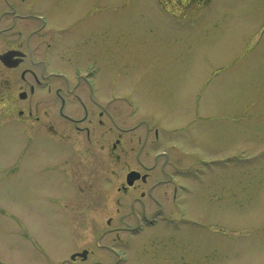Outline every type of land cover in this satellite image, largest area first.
<instances>
[{"label": "rangeland", "instance_id": "rangeland-1", "mask_svg": "<svg viewBox=\"0 0 264 264\" xmlns=\"http://www.w3.org/2000/svg\"><path fill=\"white\" fill-rule=\"evenodd\" d=\"M196 1L25 0L50 17L51 65L61 50L95 63L100 91L82 124L89 139L38 105L65 145L37 124L29 136L0 99V264H72L82 250L77 264H264V0ZM155 152L167 159L153 180L160 168L173 175L156 201L173 216L170 204L184 202L193 223L129 237L119 228L135 226L142 203L147 214L155 205L143 198L132 212L139 193L121 199L115 189L124 166L151 167Z\"/></svg>", "mask_w": 264, "mask_h": 264}, {"label": "flooded vegetation", "instance_id": "flooded-vegetation-1", "mask_svg": "<svg viewBox=\"0 0 264 264\" xmlns=\"http://www.w3.org/2000/svg\"><path fill=\"white\" fill-rule=\"evenodd\" d=\"M188 1L190 2L191 0ZM40 8H27L25 0H0V41L2 40L0 55L5 52L11 54V57L7 61L8 67L0 61V71L7 73L6 78L0 80L2 106L5 108L4 111L8 115V118L10 117L13 121L20 120L24 124L25 131L31 132L30 130L37 124L36 130H40V134L51 139L54 144L55 142L67 143L64 141L66 140L64 137L67 135L66 132L62 136L57 132V129H59L57 127L60 124L66 128L69 136L73 135L77 137L79 135L82 138L80 134H84L89 139V128L82 124L86 123L89 114L92 118V103L95 106L98 105L97 102L93 101L92 96L94 94L98 96L97 92L100 91L93 84L92 63L86 60L73 61L66 59V57L62 56L63 51L61 50L56 53L60 64L56 61L58 65H54V63L51 65L54 45L52 36L49 34L48 21H46L50 17L45 14L44 9ZM58 29L63 28L58 27ZM85 69H87L88 73L85 72ZM1 75L3 74L1 73ZM18 82L21 85L16 86ZM39 90L47 93L41 96L42 99L47 98L41 102L39 99H35L36 93ZM39 104L53 106V118L59 120L60 124L54 125L50 120L48 121L51 124L43 122L48 112L42 110L41 115H36ZM73 105L77 106L83 113L81 118H74L73 111L76 109L68 108ZM97 115L99 118L95 122L98 126L103 127L106 122L104 111H98ZM103 116L104 120L101 119ZM87 123H91V119ZM68 135L67 139L69 138ZM119 145L120 143H117L113 149H117ZM138 150L137 153L140 154L141 147ZM108 152L109 150L107 149ZM104 157L107 158L106 155ZM160 157L163 159V162L167 159L165 152H155L153 153V165L151 167L139 161L136 169L126 167L125 171H137L141 174V177L135 179L131 185L127 186L125 184L126 173L124 172L116 186L115 190L120 194L121 199L130 193H139L141 198L134 196L130 201L132 212L134 211V205L143 198L153 201L155 205V208L147 214L144 203H142L141 214H136L134 219L135 226L137 227L119 228L125 234L138 233L143 227L173 228V224L178 221L181 223L193 221L191 218L186 217L187 207L185 203L170 204L172 206L171 210H174L175 206L176 213L173 216L166 210L165 204L162 205L156 201L154 196L155 188L166 184L173 178V175H169L164 168H160L159 174L163 177L159 181L155 179L156 182L153 180L154 170ZM142 187H146V189ZM117 203L121 205L119 201ZM116 211L118 212V208ZM181 211H184L182 218ZM112 218H109L108 221L110 222ZM78 259L81 260L80 258H76L71 263L77 264ZM93 262L95 263L96 260Z\"/></svg>", "mask_w": 264, "mask_h": 264}, {"label": "water", "instance_id": "water-1", "mask_svg": "<svg viewBox=\"0 0 264 264\" xmlns=\"http://www.w3.org/2000/svg\"><path fill=\"white\" fill-rule=\"evenodd\" d=\"M10 57V55H2V56H0V59L2 60V61H4V63H6L7 64V60H8V58ZM136 175H138V174H136V173H130L129 175H128V183H131L130 182V180H132V179H134L135 177H136ZM77 255H79V256H81V257H85V255H86V251H83L82 253H80V254H77ZM75 256H73L72 258H74Z\"/></svg>", "mask_w": 264, "mask_h": 264}]
</instances>
